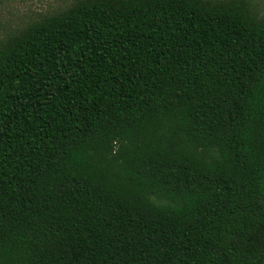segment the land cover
Returning a JSON list of instances; mask_svg holds the SVG:
<instances>
[{
    "label": "trees",
    "instance_id": "trees-1",
    "mask_svg": "<svg viewBox=\"0 0 264 264\" xmlns=\"http://www.w3.org/2000/svg\"><path fill=\"white\" fill-rule=\"evenodd\" d=\"M0 264H264L251 0H74L0 36Z\"/></svg>",
    "mask_w": 264,
    "mask_h": 264
},
{
    "label": "rangeland",
    "instance_id": "rangeland-1",
    "mask_svg": "<svg viewBox=\"0 0 264 264\" xmlns=\"http://www.w3.org/2000/svg\"><path fill=\"white\" fill-rule=\"evenodd\" d=\"M74 0H1L0 36L24 24L65 8ZM259 15H264V0H251Z\"/></svg>",
    "mask_w": 264,
    "mask_h": 264
}]
</instances>
